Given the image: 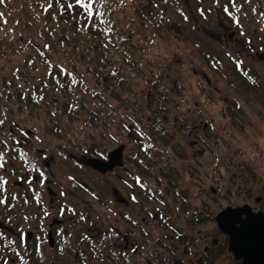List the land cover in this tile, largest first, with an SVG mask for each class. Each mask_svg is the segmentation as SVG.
<instances>
[{
  "label": "rangeland",
  "instance_id": "1",
  "mask_svg": "<svg viewBox=\"0 0 264 264\" xmlns=\"http://www.w3.org/2000/svg\"><path fill=\"white\" fill-rule=\"evenodd\" d=\"M42 1L44 8L46 0ZM262 1L177 0L175 2V0H167L164 5L162 0H102L101 4L106 7L110 21L115 23L118 33L116 37L121 42H126V49H130L132 43L139 47V54L135 56L120 55V49H115L118 54L112 56L113 58L125 57L126 63L118 61L116 62L118 65L114 67L121 64V77L132 83V87L130 86L132 91L138 94L140 91L143 93L152 91L150 103L152 109H158L157 106H173V98L179 102L177 120L174 118L175 115L167 111L165 115L168 118L164 120V123L166 127H172V124H175L177 128H182L176 129L179 134L173 136L171 143L175 148H180V151H184L183 146L186 147V153L192 157L190 163L194 168L193 173H197L199 179L206 183L200 190L193 176L184 174L180 176V185L177 190L182 189L186 194L189 211L200 207V196L203 197V193L201 195L199 193L204 188L207 190L206 202H204L206 220L196 225L190 221V227L194 226L191 227L194 228L192 235L198 236L200 233L209 240L218 238L214 218L220 204L240 205L251 192L254 197L264 198V61L261 58L264 56V5L261 4ZM178 6L187 12L186 21L180 17ZM190 6L191 11L188 13L187 8ZM225 7L228 9L227 12ZM230 12L238 23L231 20ZM151 15L157 16L158 21L155 22L153 18L145 23ZM23 35L25 34H22L19 40L26 42L27 38ZM219 40L221 44L218 43ZM30 48L32 49L31 46ZM30 48L23 53H30ZM143 49H145L144 52ZM19 60L15 58L12 64L18 63ZM10 66L11 64L7 65L0 60V81L11 78ZM35 73L38 72L35 71ZM164 74L169 76L168 80L164 78ZM158 77L163 78L165 90L152 89L154 79ZM106 84L108 83H101L105 86ZM49 93L50 105L43 108L52 112L53 107L60 105L62 100L55 93ZM85 96L81 98V101L86 105L89 114L98 111L95 99L89 95ZM143 104L149 105L146 101ZM194 107L203 108L208 118L207 122L211 123L210 131L203 127L204 130L201 133L206 136L207 144L199 142L193 132L191 136H188L190 132L188 127L178 126L179 119H183L188 111L193 115L196 113ZM129 108L132 109V107ZM102 109L107 110L105 115L112 118L113 124L108 128L100 129V133L105 138H100L102 136L98 135L97 141L88 139V127L83 122V119L88 120L90 116L88 114L84 115L80 121L71 124V121L66 116H62L61 112H57L58 116H50L43 109H33L35 116L33 119L28 116H23L24 120L16 117L14 122L29 132V136L24 138L33 143V147H29L31 153L35 154L33 158L36 159V154H42L38 152V149H44L47 160L57 155V149L62 148L60 145L63 143L59 136L52 132L53 127L61 131V134L59 133L61 138L63 134L73 141L85 138L88 140L87 147L99 145L102 149L105 148L106 152L116 148L119 142L125 140L128 128L141 130L148 127L149 121L144 113L139 115L133 113L135 117L129 119L111 114L110 108ZM127 114L130 117L129 109ZM124 126L127 133L122 129ZM197 126L199 130L201 124L197 123ZM145 138L148 140L146 136ZM94 141L97 143L94 144ZM168 148L172 151V146ZM176 157L180 158L177 155ZM61 160L60 157H55L49 162L53 161L52 163L57 165ZM7 164L10 167L8 162ZM14 166L16 169L25 168L19 163H15ZM176 166L180 167V164L177 163ZM66 170L72 173L75 179L70 177L67 180L69 174ZM58 171L61 182L67 186L66 191L73 190L78 200L68 199V202H76L81 211L89 210L90 213L100 211L104 217L101 202L90 198L88 201L81 200V195L72 185L74 180L79 182L85 180L89 185L96 187L97 180L86 169L76 167L68 161H65L64 167L59 168ZM145 178L147 188L153 190L156 183L147 176ZM106 183L108 184L109 181L106 180ZM222 191L230 202L226 199L221 201ZM176 197L177 194H174L175 205H178ZM144 198L143 196L144 212H156L159 205V209L164 210L162 213L167 214L163 207L165 204H155L154 207L150 199ZM169 208L172 221L177 223L182 221L180 217L183 215L179 214L176 207ZM190 215L193 218L194 213ZM103 217L96 218L98 221H107ZM207 244L210 246L211 243ZM212 255L216 258L208 262ZM228 256V253L218 255L217 249L211 246L207 263L233 264Z\"/></svg>",
  "mask_w": 264,
  "mask_h": 264
},
{
  "label": "flooded vegetation",
  "instance_id": "2",
  "mask_svg": "<svg viewBox=\"0 0 264 264\" xmlns=\"http://www.w3.org/2000/svg\"><path fill=\"white\" fill-rule=\"evenodd\" d=\"M178 7L180 17L186 21L187 12L183 11L182 7ZM187 11L189 13L191 10L187 8ZM227 29L230 30L228 26ZM218 43L221 44V41L219 40ZM261 58L264 61V56ZM173 93L177 94L176 91ZM173 101V106L157 107L158 110H167L175 115L174 118L177 120L179 102L174 98ZM194 108L196 113L193 115L188 111L183 119H179L178 126L188 127L190 131L188 136L193 132L199 142L207 144L206 136L201 133L203 127L210 131L211 123L207 122L208 118L203 108ZM166 118L168 117L164 114L159 116L161 120ZM14 119L15 117L6 109L0 111V120L4 121L0 125V157H2L0 164H3V167H0V179L7 181L0 191V199L5 200V203L0 204V264H208L207 255L211 246L217 249L218 255L228 253L233 264L241 263V260H236L228 251L229 238L218 229L217 225L216 239L209 240L200 233L198 236L191 234L194 231L191 227L194 226L190 227V221L196 225L206 220L204 202H206L207 190L204 188L199 193L200 195L203 193V197L200 196V207L189 211L186 194L182 189L178 191L176 188H171L173 178L170 172H166L167 168L175 167L179 176L184 174L193 176L199 189L202 190L206 182L199 179L197 173H193L194 168L190 163L192 157L186 153L185 146H183V154L187 156L184 157L185 159L176 157V155L180 156L179 154H163L159 157L162 148L156 146L155 153L159 152L156 155L160 161L154 166L159 170L163 168L165 173L155 174L154 179L147 176L156 183L153 190H149L143 170L145 164L142 161L144 157L142 143L149 141L145 129L129 130L128 128L127 133L124 126L122 129L127 133L125 140L107 152L105 148L93 144L98 150V155L95 156L80 153L72 146L65 147L61 143L62 148L57 149V155L52 153L55 155L49 159L55 157L62 159L55 165L53 161L47 160L44 149H38L42 154H36V159L33 158L35 154L31 153L29 148L33 147V143L26 139L29 132L16 124ZM20 122L23 124L22 121ZM197 123L201 124V131L198 130ZM160 124L167 131H172L173 136L179 134L176 129H182L177 128L175 124L166 128L164 121ZM119 147L122 148L121 163L111 170L101 173L88 163L90 158L107 162L110 153ZM65 161L86 169L97 180L96 187L89 185L85 180L80 182L74 180L72 185L81 195V200L88 201L90 198L100 201L104 209V217L100 211H91L93 214L89 210L81 211L76 202H68V199L74 201L77 197L75 198L73 190L68 188L69 192L66 191V184L60 180L58 169L64 167ZM15 163L22 164L25 168L16 169ZM177 163L180 164L179 168L176 166ZM66 171L69 174L67 180L70 177L75 179L72 173ZM106 180L109 181L108 184ZM179 185L180 179L177 187ZM174 194H177L175 199L178 205H175ZM143 196L145 200L150 199L154 207L155 204H165L163 207L167 214L162 213L164 210L159 209V205L156 212H144ZM251 196L252 192L240 205L220 204L218 213L226 208L248 206L253 213L264 215V198ZM220 199L222 202L226 199L223 191ZM171 206L176 207L179 214L183 215L179 223L172 221L170 217ZM95 212L99 214H94ZM189 212L194 213L193 218ZM195 212L199 214L196 215ZM94 215L98 218H106L107 221H98ZM241 219L244 220L245 217ZM208 242L211 243L210 246ZM215 258L216 256L212 255L208 262L214 261Z\"/></svg>",
  "mask_w": 264,
  "mask_h": 264
},
{
  "label": "trees",
  "instance_id": "3",
  "mask_svg": "<svg viewBox=\"0 0 264 264\" xmlns=\"http://www.w3.org/2000/svg\"><path fill=\"white\" fill-rule=\"evenodd\" d=\"M60 2L66 8L67 4L74 0H60ZM162 2L165 5L167 0H162ZM43 4L42 0H2L0 2V60L7 65L11 64L9 69L11 78H4L0 81V102H2L0 111L6 109L15 118L20 117L21 119L23 116L33 119L35 117L33 109H43L50 116H58L57 112H61L62 116H66L71 121V124L80 121L84 115L88 114L90 115L88 120L83 119L88 127V139L96 141L99 139L98 135L102 136L100 129L113 124L112 118L105 115L107 110L102 108H110L111 114L129 119L135 117L133 113H137V115L144 113L149 121L145 131L150 141L142 143L144 146V157H142L145 164L144 174L154 179L155 174L165 173L163 168L161 170L155 168L160 161L156 155L159 152L155 153L156 146L162 148L159 157H162L163 154H179L180 158H184V151L175 148L171 143L173 132L167 131L160 124L164 120L159 119V116L165 115L167 110L152 109L150 103L153 92L150 90L145 93L140 91L138 94L134 90L132 91V83L121 77V64L114 67L118 65L116 63L118 61L126 63L124 56L121 58L112 57L118 54L115 49H120V55L135 56V54H139V47L132 43V47L127 50L126 42H121L116 37L118 35L116 26L108 18L106 7L94 5V8L98 7V11L104 13L103 16L94 17L93 22L98 27L89 26L81 30V25L88 23L86 20L80 19L82 9L77 7L74 12L65 11L61 14L60 5L56 3V0H53V7L48 11L44 10L48 0H46L44 8ZM73 15L76 16V19L73 18ZM78 19H80L79 24ZM100 20H104L105 23H99ZM22 34H25L23 36L27 38L26 42L19 40ZM13 39L15 40L13 41ZM27 48H30L31 52L24 54L23 52ZM15 58L20 60L18 63L12 64ZM128 60L130 63V59ZM61 69L67 71L61 75ZM168 77L164 74L166 80ZM103 82L108 84L101 85ZM153 84L154 91L165 90L162 77L155 78ZM49 92L55 93L62 100L60 105L53 107L52 112L43 108L50 105ZM85 95L95 99L98 111L89 114L86 105L81 101L82 97H86ZM144 101L149 105L145 106ZM127 109L131 112L130 117L127 114ZM53 129L55 131L52 130V132L59 136L58 138L61 139L65 147L72 146L78 152L98 155V150L95 147H87V139L73 141L64 134L61 138L59 135L61 131H57L55 127ZM100 138H105V136ZM170 146H172V151L168 148ZM166 172H170L173 178V182L170 184L171 188L177 189L180 176L176 168H167Z\"/></svg>",
  "mask_w": 264,
  "mask_h": 264
},
{
  "label": "water",
  "instance_id": "4",
  "mask_svg": "<svg viewBox=\"0 0 264 264\" xmlns=\"http://www.w3.org/2000/svg\"><path fill=\"white\" fill-rule=\"evenodd\" d=\"M122 148L112 151L108 161L90 159L88 163L104 173L121 163ZM245 217V219H241ZM240 220V221H239ZM218 229L228 236V251L240 264H264V215L253 213L248 206L226 208L215 217Z\"/></svg>",
  "mask_w": 264,
  "mask_h": 264
},
{
  "label": "snow or ice",
  "instance_id": "5",
  "mask_svg": "<svg viewBox=\"0 0 264 264\" xmlns=\"http://www.w3.org/2000/svg\"><path fill=\"white\" fill-rule=\"evenodd\" d=\"M2 2V0H0ZM56 3L60 5L61 8V14H63L65 11L67 12H74V9L79 7L82 9V12L80 13V19L86 20L88 23L81 25V30L88 28L89 26L96 28L98 25L93 22L94 17L103 16L104 13L98 11V7L94 8V5L99 6L102 4V0H74V2H69L67 4V7L65 8V5L60 2V0H56ZM235 6V4H233ZM53 7V0H48L47 7H45V11H48L50 8ZM225 11L227 12L228 9L225 7ZM73 18L76 19V16L73 15ZM80 19L77 20L78 24L80 23ZM99 23L103 24L105 23L104 20H100ZM48 47L47 45L45 46ZM43 55V53H41ZM67 70L61 69V75H63ZM75 83V81H73ZM4 123L3 120H0V125ZM26 135V134H25ZM2 159V157H0ZM0 167H3V164H0ZM41 175H43L41 173ZM43 182V181H42ZM7 183V181H3L0 179V191L3 190V184ZM15 199V197H13ZM5 203L4 199H0V204ZM135 251V249H133Z\"/></svg>",
  "mask_w": 264,
  "mask_h": 264
}]
</instances>
